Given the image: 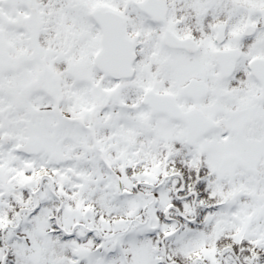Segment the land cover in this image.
<instances>
[{
  "label": "snow or ice",
  "instance_id": "1",
  "mask_svg": "<svg viewBox=\"0 0 264 264\" xmlns=\"http://www.w3.org/2000/svg\"><path fill=\"white\" fill-rule=\"evenodd\" d=\"M0 264H264V0H0Z\"/></svg>",
  "mask_w": 264,
  "mask_h": 264
}]
</instances>
